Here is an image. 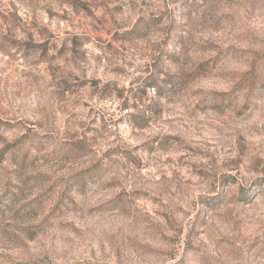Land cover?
<instances>
[{
    "label": "rangeland",
    "instance_id": "obj_1",
    "mask_svg": "<svg viewBox=\"0 0 264 264\" xmlns=\"http://www.w3.org/2000/svg\"><path fill=\"white\" fill-rule=\"evenodd\" d=\"M0 264H264V0H0Z\"/></svg>",
    "mask_w": 264,
    "mask_h": 264
}]
</instances>
